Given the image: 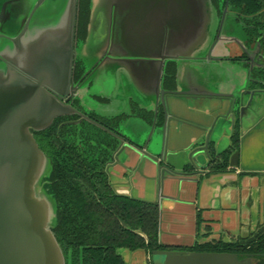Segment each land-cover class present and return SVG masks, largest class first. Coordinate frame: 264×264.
Masks as SVG:
<instances>
[{
  "label": "water",
  "instance_id": "obj_1",
  "mask_svg": "<svg viewBox=\"0 0 264 264\" xmlns=\"http://www.w3.org/2000/svg\"><path fill=\"white\" fill-rule=\"evenodd\" d=\"M47 1L8 2L16 6L24 3L25 8L19 21L8 28V63L0 66V264H67L54 233L57 203L45 187L52 163L35 134L50 129L57 119L76 114L87 117L67 104L68 97L77 95L71 79L79 0H56V17L48 20L43 16L35 21L34 15ZM222 24L212 0H91L89 37L78 52L86 56L95 53L97 60L105 57L98 70L120 77L115 84L116 96H106L102 91L91 94L114 104L102 105L104 110L99 115L120 116L131 101L150 114L156 115L160 107L164 113L163 124H159L162 128L158 129L162 135L158 156L147 152L158 126L156 116L146 144L120 139L109 165L126 148L159 161L166 155L171 121L195 125L171 112L172 97L186 99L182 105L191 112L206 107L198 104L200 100L228 101L227 115L235 123V112L239 111L243 119L256 96L264 95V90H249V71L244 88L227 82V64L234 61L229 43H238L252 64L251 70L261 49L260 44L252 51L238 38L220 37L217 34ZM1 33L7 32L0 26ZM170 62L177 66V89L173 91L161 86L164 67ZM117 95L122 100L114 103ZM246 96L250 99L244 106ZM210 134L211 129L205 147L191 153L193 166L198 164L197 155L208 149ZM239 159L236 152L230 165L238 167ZM154 256L161 261L156 262ZM152 264L254 263L251 257L239 261L232 253L168 250L155 251Z\"/></svg>",
  "mask_w": 264,
  "mask_h": 264
},
{
  "label": "crops",
  "instance_id": "obj_2",
  "mask_svg": "<svg viewBox=\"0 0 264 264\" xmlns=\"http://www.w3.org/2000/svg\"><path fill=\"white\" fill-rule=\"evenodd\" d=\"M227 65L230 68L227 82L238 89L244 88L247 69L235 61ZM249 98L244 97V106ZM255 100L243 119L239 111L234 113L233 123L227 115L228 101L200 100L198 104L206 107L191 112L182 105L188 102L186 99L172 97L171 112L195 125L172 120L166 155L159 161L126 148L108 167L117 194L159 207L162 245L189 250L209 248L248 239L264 228V95L256 96ZM199 125L211 129V134L208 149L197 155L198 164L193 166L190 155L205 147L209 131ZM151 126L144 120L133 119L124 128V134L144 145ZM159 128L162 126L156 127L147 148L153 156L161 152ZM235 132L240 134V159L236 168L230 165L236 153L231 151ZM212 156L220 165L218 169L210 164ZM226 159L228 165H225ZM120 256L125 264H152L145 250H123Z\"/></svg>",
  "mask_w": 264,
  "mask_h": 264
},
{
  "label": "trees",
  "instance_id": "obj_3",
  "mask_svg": "<svg viewBox=\"0 0 264 264\" xmlns=\"http://www.w3.org/2000/svg\"><path fill=\"white\" fill-rule=\"evenodd\" d=\"M228 3L231 14L242 26L247 47L260 44L264 52V0H228ZM89 4L90 0H80L82 10ZM87 20L83 13L79 16L80 34ZM253 76L264 78V72L257 70ZM56 125L36 133L35 138L52 163L45 187L57 203L54 233L67 264H125L118 250H145L151 256L155 251L168 250L232 253L239 261L251 257L254 264H264V228L248 239L209 248L189 250L162 245L159 207L119 195L111 184L107 168L112 160L110 148L119 144L117 137L101 128L98 132L111 146L104 147L103 142L93 137L86 149L71 140L74 135L71 129L59 132ZM239 142L240 134L235 132L231 151H239ZM212 167L218 169L220 165L213 160Z\"/></svg>",
  "mask_w": 264,
  "mask_h": 264
},
{
  "label": "flooded vegetation",
  "instance_id": "obj_4",
  "mask_svg": "<svg viewBox=\"0 0 264 264\" xmlns=\"http://www.w3.org/2000/svg\"><path fill=\"white\" fill-rule=\"evenodd\" d=\"M9 0H0V26L5 29L6 34H0V66H6L8 63V48L10 46V42L8 40V28L11 27L14 23L18 22L22 17V13L24 12L25 4L22 3L20 6H16L13 4H8ZM56 0H48L47 3L40 8L33 19L35 21L42 20L41 18L46 17L48 20H52L56 17V8H55ZM214 6L218 10V14L221 20H223L222 28L219 29L218 34L220 37H235L240 39L243 44L247 46V41L244 37V32L242 30V26L236 20L235 16L231 14L229 9L228 0H212ZM228 6V7H227ZM80 0L78 4V12H77V25H76V37H75V50L76 55L74 58L73 69H72V79L71 85L76 88L77 95L74 98L68 97L67 104L76 108L80 113L86 115L87 117H81L76 114L74 116L68 117L66 119H57L55 120L52 127L57 123V130L63 131V129H71L74 132L71 140H76L79 146L88 148L92 144L93 137H97L100 142H103L105 146H111L107 144L106 138L103 134L98 132L102 130L101 128H105L107 131H111L118 141L120 139L131 141L124 134V128H126L130 121L133 119L144 120L146 123L152 125L154 117L157 116L158 125L162 124V120L164 118V113L162 107L159 108V111L156 115L150 114L144 109L140 107V104H137L133 101L130 102V107L125 109L124 114L115 117H102L98 113L94 112L90 108L85 107V98L90 95V92L94 88L96 72L98 68L105 62V57L100 60H96V62L92 66H88L85 57L86 54H82L80 51L88 41L89 37V25L91 19V0L87 9H80ZM227 13L225 14V10ZM84 14L85 18H88L86 28L79 30V16ZM238 32V33H237ZM229 53L232 59L236 63L244 65V67L249 71V90H264V78H254L253 74L258 70L264 72V52L261 49L260 45V54L257 56V65H255L254 69L251 70V62L247 59V55L242 50V48L238 45V43L233 42L228 45ZM258 45L251 46L249 49L252 51L257 48ZM78 52V53H77ZM172 63V64H171ZM162 89L173 91L177 89V66L176 63L170 62L168 63L163 70L162 76ZM93 93V91H92ZM94 99L102 105H110L111 101L107 98H102L95 96ZM250 99V98H249ZM79 124H67L66 123H74L79 122ZM51 127V128H52ZM114 143L111 146L110 152L112 153L111 159H113V153L118 149L119 144L116 146ZM115 148V150H114ZM102 149V148H101ZM104 149V148H103ZM212 146L209 147V154L211 155ZM213 158H211V163L213 164ZM215 161V160H214ZM110 166V165H109ZM108 166V167H109ZM108 172V168H107Z\"/></svg>",
  "mask_w": 264,
  "mask_h": 264
},
{
  "label": "rangeland",
  "instance_id": "obj_5",
  "mask_svg": "<svg viewBox=\"0 0 264 264\" xmlns=\"http://www.w3.org/2000/svg\"><path fill=\"white\" fill-rule=\"evenodd\" d=\"M84 59H85V61H86V63H87L88 66H92L96 62V60H97V55L95 53H93L91 55L89 54ZM119 79H120L119 76L109 75L107 73V71H104V69L101 72H100V70H98L97 73H96L94 88L92 90L93 93L91 91L90 92V95H88L85 98V107L90 108L91 110H94V112H96L98 114H101L103 112L104 108L102 107V104H100L99 102H97L94 99V97H92L91 94H99V92L102 91L105 94H107L106 96H113V95L116 96V93H115V91H116L115 84H116V82ZM120 94H122V93H120ZM115 99L116 100H115L114 103H117V101L119 99H121V96L120 95H117V97ZM111 105L114 106V104L112 102H111ZM119 105H121L120 107H123L122 106V102ZM55 144L58 145L59 142H56ZM45 181H44V183H45ZM120 251H123V250H118V254L119 255H120ZM151 259H152V256H151ZM151 259H150V261H151ZM154 259H155L156 262L161 261V258L160 257H157V256H154Z\"/></svg>",
  "mask_w": 264,
  "mask_h": 264
}]
</instances>
